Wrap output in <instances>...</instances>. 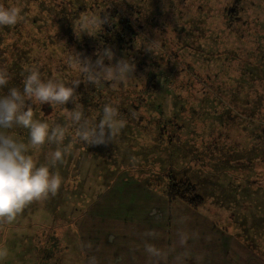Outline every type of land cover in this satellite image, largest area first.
I'll list each match as a JSON object with an SVG mask.
<instances>
[{
	"label": "rangeland",
	"instance_id": "1",
	"mask_svg": "<svg viewBox=\"0 0 264 264\" xmlns=\"http://www.w3.org/2000/svg\"><path fill=\"white\" fill-rule=\"evenodd\" d=\"M107 1L118 8L115 19L108 18L109 29L115 26L117 30V21H123L127 15L136 21L132 27L139 36L148 45L159 46L162 54L159 53L169 61L153 67L150 73L149 66L146 69L150 81L161 86V91L153 95L161 107L159 116L164 118L161 127H166L168 133L163 139L160 135L163 128L159 131L155 123L158 118H152L154 121L144 118L132 125L130 135L119 130L114 136L120 141L115 144L86 145L76 131L71 134L70 162L66 161L63 169L57 164L51 170L59 172L62 183L69 175L78 176L83 194L74 188L62 197L57 191L52 199L33 201L11 223L0 224L12 252L1 260L5 264H86L80 220L90 223V213H102L109 218L126 212L125 220L130 221L132 216L134 225V217L139 214L135 213L151 195L156 199L160 196L163 201L156 203L153 211H170L175 202L164 199L167 197L163 194L171 177L197 185L203 198L197 211L210 215L214 225L226 228L234 236L244 232L240 230L244 218H261L258 222H264L263 195L258 191L254 194L252 188L256 185L264 188L263 151L253 136L260 131L258 123L264 122V0ZM14 6L23 10L19 2ZM232 9L236 11L233 20L229 16ZM28 15L23 14L27 20L18 22L20 27L32 22ZM17 41H21L20 37ZM126 59L130 61V56ZM116 61L117 57L111 63ZM192 74L193 85L184 87V93H180L184 78ZM163 76H175L174 85H161ZM133 78L134 75L115 87L117 91L131 89L136 83ZM176 95L179 97L173 99ZM121 110L119 107L124 119ZM96 115L98 121L102 112ZM174 121L178 124H173ZM11 134L28 142L26 129L21 134L12 129ZM54 148L40 147L30 154L38 164H45ZM82 149L87 157L81 154ZM219 149L221 158H237L231 161L236 164L234 169L212 163L218 161ZM91 154L101 157L94 159ZM254 156L251 164L255 174L250 179L256 182L250 186L240 178L242 174L247 176L249 169L247 172L239 167ZM105 158L108 167L103 171ZM213 182L220 185L213 186ZM72 184L75 186V182ZM212 189L213 201L220 196L217 204L208 199ZM258 205L261 208L256 210ZM258 247L264 254V243L260 242ZM41 250L44 252L40 261Z\"/></svg>",
	"mask_w": 264,
	"mask_h": 264
},
{
	"label": "trees",
	"instance_id": "2",
	"mask_svg": "<svg viewBox=\"0 0 264 264\" xmlns=\"http://www.w3.org/2000/svg\"><path fill=\"white\" fill-rule=\"evenodd\" d=\"M16 2L23 4L21 14L23 16L24 13H28V17H31L32 22L21 27L19 23L15 26L0 27V67H7L11 76L8 85L0 89V95L7 94L8 90L12 87L22 90L23 80L27 75L25 67L38 66L44 79L56 78L68 83L74 80H82L76 88V92L80 98L79 103L84 106L85 115L89 120L95 121L97 117L96 112L97 114L101 113L106 104L116 101L118 102V107L122 108L121 113L125 114L123 116L124 120H126V126L122 131L130 135L129 132L130 129L133 128L132 125L137 123L140 119L145 118L151 121L153 120L152 118H158L155 123L159 125V131L163 128V132L161 131L160 135L164 139L168 130L164 126L161 127V125L165 124L163 122L164 118L159 116L161 107L158 101L154 99L153 95L155 92L161 91V86L152 83L148 75L153 67H158L159 64H165L169 61L165 56L162 57L159 46H150L139 36L135 31L136 29L132 27V23L136 22L135 20L126 15L123 21H117V30L115 26L109 29L107 23H104L101 29L93 27L90 23L93 18L101 17V19H104L107 17L108 21V18L112 20L117 16V6L109 3L107 0H0V3H4L5 6H14ZM107 4L116 11L112 12ZM235 12V9L231 10L229 15L231 20L235 18ZM24 19L27 20L25 17ZM19 37L21 41H17ZM7 38L10 39L7 40ZM106 48L111 49L114 53L115 57L113 60L116 57L117 60L126 59L128 55L130 56V61L135 64V71L132 75H134L133 79L136 83H133L131 89L118 92L117 88H114L111 82H104L100 86L88 83L86 82V77L76 69L72 62L75 54H79L81 59L87 57L94 62L97 59L96 53L102 52ZM104 63L110 62L105 59ZM148 66L150 68L149 73L146 71ZM193 77L195 76L192 74L184 78L182 82L183 88L180 93H184V87L193 85ZM170 78L171 76H163L160 80V84L164 85L169 83V85L173 86L175 76L171 78V80ZM177 84H179V82ZM153 87H155V91H153ZM168 92H170L169 89ZM172 93L173 92H171L170 95H172ZM178 97L179 96L176 95L173 99H177ZM32 107L35 119H42L49 123L55 121L62 125L66 123L61 108L50 106L46 103L42 105L35 104L32 105ZM65 107L72 110L74 104L69 102ZM141 109L144 110V112L141 111ZM143 113L146 114L147 117H144ZM155 113H158V116H155ZM248 116L256 120V117L251 115ZM176 117L178 120L177 115ZM260 123H262H258V125H260V131L258 133H253V136H255L254 138H256L253 139L260 143L261 149L259 150L263 151L264 159V122ZM173 124L178 123L174 121ZM13 129L19 134L22 133V130H25L21 127H14ZM75 131L76 126L73 125L63 143L59 145L61 150L69 148V144L73 142L71 134H74ZM167 139H170L169 136ZM119 141L120 139L114 136L110 144H115ZM52 145H54L55 148ZM214 145L216 146V144ZM42 147L57 149L58 145L54 143H45ZM256 148L258 149V147H255V149ZM81 151L83 156H88L87 152L83 153L84 149ZM91 151L93 152L94 150L91 149ZM218 152L220 156L217 155L219 162L216 164L214 163L216 166L222 164V168L224 167L225 169H234L236 167V164L231 161L237 160V158L225 159L223 155V158H221V150L219 149ZM71 155L72 154L67 152L63 162L57 163L61 169L66 165L64 164L66 161L70 162L69 158ZM91 156L94 159L101 157L95 154H91ZM254 158H256V156L248 157L247 164L239 167V169L243 171L246 170L247 172L249 169L247 176L242 174L240 178L244 179L250 186L256 182L250 179V177L255 174L253 163L251 164ZM222 159L223 161H221ZM104 160L107 159L105 158L102 161L103 171L108 167ZM92 162L94 163L96 160H92ZM72 181L75 182V186L72 184ZM82 185V181L78 176L72 177L69 175L65 183H61L58 191L63 197L66 191L75 188L79 194L82 195L83 191L79 190ZM255 187H252L253 190ZM257 188L260 189L259 193L263 195L264 198V188L261 186ZM165 191V195L170 202L180 200L193 210H197V208L203 204V198L199 196L196 186L188 180L178 181L171 177ZM253 192L255 194V191ZM52 198L53 196L50 195L44 201ZM254 204L255 203H253V205ZM260 208L261 206L258 205L256 210ZM260 219L255 217H249L247 220H245V218L242 219L240 222V230L241 232L244 231L242 233H246V235L241 237V233L238 237H240L247 247L258 252L261 257L264 258L261 248L258 247L260 242L264 243V222H258ZM3 231L4 228L2 233ZM2 233L0 234V242L2 241L1 245L3 244L4 247L10 248L6 244L7 242L5 243L7 234L4 232L3 237ZM43 252V250L40 251V261Z\"/></svg>",
	"mask_w": 264,
	"mask_h": 264
},
{
	"label": "clouds",
	"instance_id": "3",
	"mask_svg": "<svg viewBox=\"0 0 264 264\" xmlns=\"http://www.w3.org/2000/svg\"><path fill=\"white\" fill-rule=\"evenodd\" d=\"M21 13L20 7L0 3V27L15 26L24 19ZM90 23L101 29L107 23V17L93 18ZM96 55L94 62L87 57L81 59L79 54L73 58L74 66L86 77V82L96 86L111 82L115 88L132 77L135 64L131 61L119 59L112 64L114 53L107 48ZM105 59L110 63L106 65ZM25 71L27 75L22 90L12 87L7 94L0 95V224L14 221L33 201L55 196L61 186L62 177L58 171L51 169L63 162L68 149L58 147L49 154L45 164H38L30 154L31 150H38L45 143L61 145L73 125L76 126V135L86 145L112 142L114 135L126 126L116 101L103 107L98 121L86 117L76 92L82 80L68 83L56 78L44 79L38 66H26ZM10 79L7 67H0V89L6 87ZM69 102L74 104L72 110L65 107ZM45 103L61 108L66 123L62 125L35 119L32 105ZM14 127L28 130L27 143L11 134L10 130ZM7 255V248L0 246V259Z\"/></svg>",
	"mask_w": 264,
	"mask_h": 264
},
{
	"label": "crops",
	"instance_id": "4",
	"mask_svg": "<svg viewBox=\"0 0 264 264\" xmlns=\"http://www.w3.org/2000/svg\"><path fill=\"white\" fill-rule=\"evenodd\" d=\"M217 162L219 159L213 163ZM215 185L220 184L213 182ZM257 187L255 192L260 190ZM210 191L208 199L217 204L219 192V199L213 201L215 190ZM177 201L170 211L165 207L167 210L159 212L152 208L156 203H162V198L146 197L142 209L135 213L139 214L134 217V225L132 216L130 221L125 220L126 212L109 218L102 213L87 212L92 221L80 220L79 228L86 250V264H264V258L247 247L237 233L234 236L226 228L214 225L207 213ZM156 207L160 209L159 205ZM131 225L133 227L128 228ZM2 235L4 237V231ZM244 235L246 233L241 237ZM7 250L9 257L11 249Z\"/></svg>",
	"mask_w": 264,
	"mask_h": 264
},
{
	"label": "bare ground",
	"instance_id": "5",
	"mask_svg": "<svg viewBox=\"0 0 264 264\" xmlns=\"http://www.w3.org/2000/svg\"><path fill=\"white\" fill-rule=\"evenodd\" d=\"M199 81V80H198ZM129 195H131L132 196V193H129Z\"/></svg>",
	"mask_w": 264,
	"mask_h": 264
}]
</instances>
